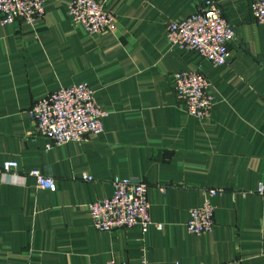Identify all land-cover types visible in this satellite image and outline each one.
<instances>
[{
	"label": "crops",
	"instance_id": "crops-1",
	"mask_svg": "<svg viewBox=\"0 0 264 264\" xmlns=\"http://www.w3.org/2000/svg\"><path fill=\"white\" fill-rule=\"evenodd\" d=\"M109 31L86 34L67 16L69 0H45L33 25H0V264H264V24L251 0H213L234 30L226 66L214 67L165 39L169 21L205 0H95ZM209 82L210 117L189 116L174 74ZM86 83L106 111L100 134L46 147L32 105ZM15 161L17 178L1 173ZM39 170L54 192L26 176ZM84 176L90 180L83 179ZM146 186L150 226L99 232L88 205L112 194L114 178ZM211 199V233L185 230L190 209Z\"/></svg>",
	"mask_w": 264,
	"mask_h": 264
},
{
	"label": "built area",
	"instance_id": "built-area-1",
	"mask_svg": "<svg viewBox=\"0 0 264 264\" xmlns=\"http://www.w3.org/2000/svg\"><path fill=\"white\" fill-rule=\"evenodd\" d=\"M45 0H0V25L16 22L33 25L44 13ZM250 13L257 24H264V0H251ZM67 16L71 22L88 35L109 31L114 19L95 0H69ZM166 41L181 51L193 53L214 67L226 66L229 61L228 44L234 39V30L223 17L213 0H205L193 14L180 21H169L166 26ZM208 80L198 72L181 71L173 76V91L186 113L197 119L210 117L213 100L208 93ZM106 111L93 98V91L86 83H77L60 88L37 100L29 110L35 125V136L47 141L46 147L80 143L89 135L100 134ZM17 163L7 161L1 173L17 178ZM26 176L34 179L41 190L54 192L55 180L39 170H31ZM83 179L90 180L84 176ZM112 194L88 205L89 217L95 230L112 232L133 227L145 231L152 226L161 230L149 218L146 186L130 178H114ZM200 207L190 209L185 230L193 235L209 234L214 227V206L211 199L222 193L220 189H203ZM256 194L264 197V184L260 182ZM106 264H115L108 262ZM136 264H147L144 257Z\"/></svg>",
	"mask_w": 264,
	"mask_h": 264
}]
</instances>
